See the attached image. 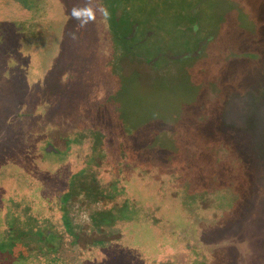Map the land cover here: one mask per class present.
I'll return each instance as SVG.
<instances>
[{
	"label": "rangeland",
	"instance_id": "374dc122",
	"mask_svg": "<svg viewBox=\"0 0 264 264\" xmlns=\"http://www.w3.org/2000/svg\"><path fill=\"white\" fill-rule=\"evenodd\" d=\"M104 1L0 0V264H264V0Z\"/></svg>",
	"mask_w": 264,
	"mask_h": 264
},
{
	"label": "trees",
	"instance_id": "16d2710c",
	"mask_svg": "<svg viewBox=\"0 0 264 264\" xmlns=\"http://www.w3.org/2000/svg\"><path fill=\"white\" fill-rule=\"evenodd\" d=\"M198 2V0H166V2L164 4H159V7L163 9L164 11H167V14H165L171 24L172 25H179L182 24V19H183V10L187 9V7L194 5ZM107 12H108V16L110 18L111 23L114 26H117V29L115 31V34L117 36V38H120V34L124 32L121 30L120 26L122 25H126V26H130V19H133V17L135 16L133 13L136 14L139 13L140 11H144V8H149L147 5V0H105L104 1ZM130 3V4H129ZM130 5L127 7V5ZM121 8L122 12L124 13V18H122V20L118 21V19L115 17V11ZM160 14V13H159ZM163 14V13H162ZM162 16V15H160ZM162 18V17H161ZM121 30V31H119ZM130 31V30H129ZM133 81V79H129V83H126L127 87L131 84V82ZM125 87L124 89H119L117 91L114 92L113 95H111L109 97V102L112 101V104H116L117 102L121 101L124 96H125V89L127 88ZM108 106V105H107ZM106 104L104 105H100L98 108L93 109V112L95 111V119H98V116H100V120H103V111H106L105 108ZM93 112L91 111V114L88 117L89 119H87L85 121V125L84 128H81L80 130V138L81 139H93L95 141L96 147H100V145L103 144V139L102 137L104 136L103 131L100 129V127L98 126H92V124H94L95 120L93 119L94 115ZM94 120V121H93ZM99 125V124H98ZM94 127H97L96 129ZM100 134H102V137L100 136ZM99 136V137H98ZM102 143V144H101ZM96 149V148H95ZM75 188H77L75 190ZM93 190V192L91 191ZM99 192V189L97 186H94V189H89V187H84L82 185H72L70 187V194L68 196V194H66L64 196L65 199V203H66V209H70L71 207V203L73 200H78V198H81V196L86 197V196H93L94 193ZM68 196V198H66ZM68 210H66L67 212ZM66 215V214H65ZM64 220L65 223L69 229V231L72 230V218L70 216H68V214L66 216H64ZM71 221V222H70ZM70 225V227H69ZM95 224L93 223L91 228H93ZM110 232H108V235H111L115 230L112 231V229H109ZM22 232V231H21ZM37 234H40L39 230H36ZM72 233V232H71ZM19 234V233H18ZM75 234V233H73ZM71 234V235H73ZM30 235V234H29ZM69 250H72V248L75 246V241L74 239L71 240L69 242ZM164 264V263H163Z\"/></svg>",
	"mask_w": 264,
	"mask_h": 264
},
{
	"label": "flooded vegetation",
	"instance_id": "af4514ba",
	"mask_svg": "<svg viewBox=\"0 0 264 264\" xmlns=\"http://www.w3.org/2000/svg\"><path fill=\"white\" fill-rule=\"evenodd\" d=\"M188 20H193L194 23L192 24V35L195 36V28L198 26V23H199V20L198 19H195V14L191 11V16L189 15V18H187ZM131 23H130V34L131 33H137V27L139 26V23L135 22L134 24H132L133 20L130 19ZM187 27L184 26L183 27V30L186 29ZM183 32V31H182ZM210 32V31H209ZM149 35V31L146 32V35ZM145 39V38H144ZM144 39H141L140 41H143ZM210 40V36L209 35H206L203 39H201L200 41H198L195 49H193L192 51H195L199 48V46L201 45V52L203 51V47L206 45V43ZM192 51H183L184 53L185 52H192ZM183 54V53H181ZM181 54H169V55H166L163 51H159L152 59L148 60L147 63H149L153 68L155 69H159V63L160 61H162L163 63V67L162 68H166V65L167 63H173L172 61H183V60H188V59H192V57H189V58H184V59H181V58H178L176 56L178 55H181ZM197 57V56H196ZM142 58V57H140ZM78 221V219L75 221V223Z\"/></svg>",
	"mask_w": 264,
	"mask_h": 264
},
{
	"label": "water",
	"instance_id": "95a60500",
	"mask_svg": "<svg viewBox=\"0 0 264 264\" xmlns=\"http://www.w3.org/2000/svg\"><path fill=\"white\" fill-rule=\"evenodd\" d=\"M202 45V44H201ZM201 45L199 46V48L197 49V50H195V51H192V52H185V53H183V54H181V55H178V56H176V57H178V58H181V59H184V58H189V57H194V56H198V55H200L201 54ZM52 149V147L51 146H49L48 147V151H50Z\"/></svg>",
	"mask_w": 264,
	"mask_h": 264
}]
</instances>
